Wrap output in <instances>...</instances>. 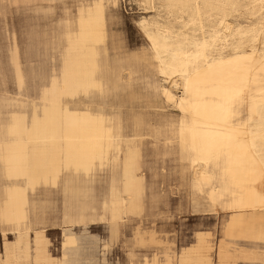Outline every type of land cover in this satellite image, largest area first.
Wrapping results in <instances>:
<instances>
[{
    "label": "bare ground",
    "instance_id": "bare-ground-1",
    "mask_svg": "<svg viewBox=\"0 0 264 264\" xmlns=\"http://www.w3.org/2000/svg\"><path fill=\"white\" fill-rule=\"evenodd\" d=\"M5 1L0 0V12ZM167 1L179 9L191 2ZM15 2L22 3L28 27L36 29L37 46L55 66L49 75L41 72L45 84L38 103L26 99L17 104L23 113L12 115L5 157L9 180L27 177L33 187L46 184L51 175L53 182L68 174L73 223L94 221L101 214L108 220L138 216L145 210L147 191L141 173L142 146L152 135L158 142L155 150L162 142L163 154H177L189 179L192 174L193 202L205 200L216 215L223 213V225L217 251L210 242L212 234L199 232L179 256L168 242L156 238L155 231L137 229L135 245H156L150 256H141V264H212L214 252L219 264H234L240 251L231 250L225 239L264 244V52L260 49L264 19L248 30L221 22L222 32L215 31L210 41L200 43V56L181 49V36L171 27L153 23L144 31L150 48L129 52L111 28L117 0ZM155 2L142 0L145 6L154 7ZM255 3L264 10V0ZM57 10L61 16L55 15ZM246 34L251 35V45L234 47L232 41ZM218 45L234 50L207 56L206 51ZM10 66L22 91L26 74L15 42ZM141 75L145 89L179 113L177 122L164 130L148 131L143 116L131 117L128 112ZM28 151L36 158L30 170ZM4 194L0 195V231L5 238L0 264H60L62 256L49 252L44 233L35 234L32 249L29 232H22L24 190L16 186ZM8 225L18 229L13 242L6 240ZM245 254L264 264V250ZM136 257L132 250L130 264Z\"/></svg>",
    "mask_w": 264,
    "mask_h": 264
},
{
    "label": "rangeland",
    "instance_id": "rangeland-1",
    "mask_svg": "<svg viewBox=\"0 0 264 264\" xmlns=\"http://www.w3.org/2000/svg\"><path fill=\"white\" fill-rule=\"evenodd\" d=\"M254 1L191 0L187 7L179 9L167 0H156L154 7L145 6L142 0H117L119 8L111 28L121 47L135 52L142 47L150 48L144 34L149 24L168 25L175 34L181 36L178 40L181 49L188 48L200 56V43L203 39L210 41L215 31L221 33V22L228 21L235 29L241 30H248L263 22L264 10L254 4ZM196 4H199V8ZM3 7L0 12V94L19 98L20 91L10 66V53L15 42L26 74V84L21 93L24 94V99L38 103L40 88L45 84L41 72L45 71L49 75L55 63L47 60L44 49L37 46L33 37L36 29L28 27L22 3L6 0ZM55 15L61 16L62 13L57 10ZM233 43L234 47L248 48L251 45V35L246 34L241 40L232 41ZM234 47L222 50L218 45L208 49L206 54L209 57L226 55ZM260 49L264 52V45H260ZM139 78L135 84V98L131 100L133 107L128 110L130 116H143L145 123L149 125L146 128L153 132L166 129L170 122L176 123L179 113L145 89L146 81L142 80V75ZM176 94L181 96L180 91H176ZM156 143L158 142L151 135L145 138L142 146L141 173L147 184L145 210L138 216L124 220L121 235L116 240L110 241L109 226L105 221L89 224L86 229L74 226L70 228L73 232L67 231L63 235L65 227L62 194L53 191L46 196L41 193L39 204L46 208V222L37 228L44 229L51 253L58 258L62 256L60 264H130L129 254L132 250L137 255L135 264H141V256H150L156 245H135L137 229L143 232L155 231L156 238L168 242L173 250L193 245L195 235L199 232L215 234L223 213L216 215L205 200L198 204L193 202L196 195L190 182L192 174L189 179L185 165L177 154H163L162 142L158 144L159 150H155ZM7 239L14 241V235H8ZM238 241H248L244 244L245 248L264 250V244L258 241ZM2 251L3 236L0 231V254Z\"/></svg>",
    "mask_w": 264,
    "mask_h": 264
},
{
    "label": "crops",
    "instance_id": "crops-1",
    "mask_svg": "<svg viewBox=\"0 0 264 264\" xmlns=\"http://www.w3.org/2000/svg\"><path fill=\"white\" fill-rule=\"evenodd\" d=\"M24 101H26V99H24V94H22L21 91L19 93V98H11L9 96H6L5 94L4 95L0 94V157L2 158V159L0 158V195H5L4 193L8 192L9 189L14 188L16 186H19L22 188V190H24L25 200L27 199L26 200L27 204L23 207V211H24V215L26 216L25 217L26 219L22 223V232L23 231L29 232V243L31 245V248L33 249L35 247V239H36L35 234L36 233H44V238L47 239L44 229L37 228L39 225H43L46 222V218L44 217V215L46 214V211H45L46 208L44 206H40L39 196L41 195V193H44L46 196H48L53 191L60 192L63 196V201H64L63 224L65 227L63 230V234H64V232H67V231L73 232V230L70 228H72L74 226H83L84 229H86L89 224H92L95 222L105 221L108 223V226H109L110 241L113 239L114 240L118 239L119 236L121 235L122 226L125 223L124 220L127 218L126 216H123V218L120 220H108L106 218H103V216L101 214L100 217L94 221H90L87 223H73L72 214L70 211V209L72 210V208H73V206L70 204V201H71L70 194H71L72 190L69 188V175L68 174H64L61 178H58V180L56 178L53 182L51 181V180H53L52 175H51L50 177L47 178V181L49 180L48 184H47V181H46V184L44 181H42L39 184L34 185L33 186L34 188L29 186L27 177H25V178L22 177V179H20L18 181L15 179L9 180V178H7V173H6L7 172V164H6L5 160L7 158V155H9V154H7L8 151H6V149H7L6 146H9L11 144V137H10L9 130L11 129V126L14 125V123H12V115L23 113V109L20 108L17 104L22 103ZM1 148H2V150H1ZM1 152H2V154H1ZM30 154H32V153H30L28 151L27 167L29 170L32 169L34 166L35 162L32 163V161L36 160L35 157H32V155L34 156V153L32 155H30ZM33 159H35V160H33ZM50 161L53 162V159H51ZM28 164H30V165H28ZM51 167H52V165H51ZM51 171L52 170H50V173H52ZM137 175L140 176L139 174H137ZM53 186H55V187H53ZM222 225H223V217L219 220V223L215 229V234H212V237L210 240L211 244L214 245V247L216 248V251L218 249V242L221 240V226ZM4 230L6 232V240L7 241H9L7 239L8 235L13 234L15 236V234L18 232L17 227L14 225H8L4 228ZM7 233H11V234H7ZM31 234H33V236H31ZM197 234L195 235V238H196ZM2 236H3V233H2ZM14 240H15V237H14ZM4 241H5V238L3 236V244H4ZM225 242L231 244V247H230L231 250L240 251V253L237 255V260L235 261L234 264H239V262H242L243 264H251V263L260 264L256 261L249 259V257L246 256V254H245L246 252L247 253H249V252H259V253L262 252V250H256V249L251 250V249L245 248L244 244L248 241H238V240H232V239L231 240L225 239ZM48 244H49V252L51 253L49 240H48ZM235 244H237V245L235 246ZM215 253L216 252H214L212 254V259H213L212 264H219L217 254H215ZM177 254L179 256L180 249L177 250Z\"/></svg>",
    "mask_w": 264,
    "mask_h": 264
}]
</instances>
